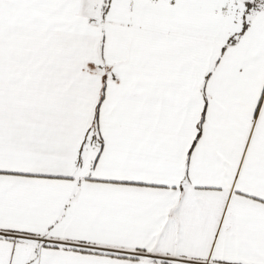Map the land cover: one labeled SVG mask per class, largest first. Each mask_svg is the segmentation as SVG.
<instances>
[{
  "label": "snow or ice",
  "instance_id": "obj_1",
  "mask_svg": "<svg viewBox=\"0 0 264 264\" xmlns=\"http://www.w3.org/2000/svg\"><path fill=\"white\" fill-rule=\"evenodd\" d=\"M0 264H264V0H0Z\"/></svg>",
  "mask_w": 264,
  "mask_h": 264
}]
</instances>
